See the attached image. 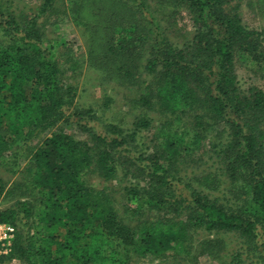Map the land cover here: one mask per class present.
Here are the masks:
<instances>
[{"label":"trees","instance_id":"1","mask_svg":"<svg viewBox=\"0 0 264 264\" xmlns=\"http://www.w3.org/2000/svg\"><path fill=\"white\" fill-rule=\"evenodd\" d=\"M233 1L186 0L195 23L200 22L193 38H203L197 40L189 60L182 62L174 59L185 55L184 50L170 47L172 56L162 61L160 73L152 63L154 56L147 60L144 70L151 77L141 79L138 85L150 90L148 101L162 112L172 114L174 119L182 114L185 119H193L191 136L199 134L205 115L217 117L226 105L239 113L241 124L235 118L228 121L232 124L231 138L226 144L217 148L213 140L204 141L211 147L209 160L217 158L212 162L214 169L219 164L216 170L222 169L221 174L229 178L220 189L212 163L195 172L188 170L186 159L174 160L175 154L181 155L178 149L185 133L181 123L169 124L172 132L164 135L163 143H141L146 144L142 150L134 147L138 146L135 139L141 130L149 126L144 117L124 138H119L118 132L126 130H113L109 124L106 130L116 136H93L92 144L74 140L58 129L50 131L63 115L66 102L62 95H71L73 87L67 85L65 90L60 86L53 51L36 29L16 25L12 30L0 28V165H9L15 173L20 162L26 160L19 174L21 180L32 183L36 196L32 204L18 201L16 207L0 206V222L17 228L21 224L10 251L19 264H131L135 257L146 255L151 259L160 255L163 260L171 255L174 264H189L182 254L191 256L197 250L218 264H264V239L258 243V234L264 238V122L261 126L263 114L253 117L264 108V94L253 88L240 90L235 75L225 72L234 62V51L239 59L259 43L249 46V41L258 37L252 39L254 33L242 24ZM31 18L28 24L33 28L36 21ZM10 24L19 23L9 15L3 27ZM128 26L137 31L135 24ZM125 38L121 36L123 41ZM242 42L250 49L242 47ZM210 64L217 65V71L206 84L207 74L200 75V70ZM193 82L200 84L195 86ZM230 94L234 99L227 100ZM90 113L94 118L93 111ZM159 129L154 135L161 132ZM195 140L187 145L196 149ZM174 145L176 150L172 152ZM131 152H138V156ZM137 160H144V165L136 166L135 170L142 169L134 174L131 164ZM97 179L130 184L120 188L123 192L117 198L106 184L96 187L93 181ZM233 180L241 182L240 187ZM5 186L0 176V201ZM233 187L246 188L245 203L234 202ZM33 212L36 216L30 223ZM144 214L151 216L132 226L124 222L136 215L140 220ZM24 217L28 219L23 222ZM195 235L210 238L203 241ZM227 239L235 242L231 251ZM205 247L208 250H203Z\"/></svg>","mask_w":264,"mask_h":264},{"label":"rangeland","instance_id":"2","mask_svg":"<svg viewBox=\"0 0 264 264\" xmlns=\"http://www.w3.org/2000/svg\"><path fill=\"white\" fill-rule=\"evenodd\" d=\"M233 2V4H237L239 18L246 30L254 33L252 39L258 37L257 41H249V46L256 42L259 45L256 44L254 49H250L242 42L241 46L246 49L249 47L250 50L243 53L245 56H241L239 59L234 51V62L232 61L229 69L225 72L235 75L236 84L240 90L253 88V90H259L264 94V0H234ZM0 5L3 7L0 11V26H2L0 28L12 30L16 25L22 29L25 28V30L36 29L39 35L44 36L48 42L47 45L53 51L52 54L59 67L58 82L60 86L65 90L67 85L73 87V91H70L71 95H62V99L66 102L64 112L49 128L50 131L58 129L71 135L74 140L92 144L95 142L93 136L104 134L116 136L106 130L109 124H112L113 130H126V132H118V137L124 138L125 133L132 131L135 122H139V118L144 117L149 120V126L141 130L140 135L135 139L138 146L134 147L142 150L145 149L146 144L141 146V143L145 142L149 146L154 143H163L164 135L172 132L168 128L169 124L181 123L185 126L183 127L185 133L181 136L183 138L180 143L181 147L178 149L181 155L176 156L175 154L174 160L186 159L189 164L188 170L192 168L195 172H199L200 169L208 168L209 164L217 159L216 156H213L212 160H209L208 154H211V147L204 141L213 140L212 143L217 148L222 147L231 138L229 133L232 124L230 125L228 121L235 118L240 124L242 122V118L238 117L239 113L236 114L232 109L229 110L226 105L224 112L217 117L203 116L202 124L197 130L199 134L191 136V132L194 130L193 119L183 118L184 114L179 119H174L172 114L162 112L160 107L148 101L150 90L141 89L143 85L138 87L141 79H150L151 77L144 70L147 60H152L154 56L156 61L153 59L152 63L155 70L160 73L162 61L172 56L171 48L175 46L184 50L183 53H185V55H177L174 62L189 60V56L193 54L190 51H195L198 46L197 40L203 38L200 35L195 40L193 38L199 29L197 25L200 26V22L197 20L195 23L192 11L186 6V0H0ZM9 15L14 17L19 24L3 27L9 20ZM32 16L36 23L33 28H30L28 21L32 19ZM128 24H135L137 31L136 29L130 30ZM120 26H122V30ZM131 27L133 28V26ZM122 32L128 37L124 41L121 39L123 35H120ZM154 40L159 42V45ZM120 45L124 48L120 49ZM199 46H202V42ZM157 50L160 53H157ZM188 50L189 52H186ZM168 54L170 55L168 56ZM216 71L217 65L210 64L209 67L201 68L200 75L207 74L205 83L210 84ZM193 83L191 86L200 84ZM232 97L230 94L226 99L232 100L234 99ZM90 110L93 111L94 118L89 117L92 116ZM255 114H263L262 126L264 108L253 113V117L256 116ZM213 122L214 125H212ZM163 123L165 124L161 126L160 124ZM210 125L211 127H209ZM157 129L161 132L154 135ZM189 131L190 133H188ZM201 135L202 137H200ZM191 139H196L195 141L198 143L196 149L187 145ZM149 148L151 149V147ZM175 150L176 145L171 148L172 152ZM132 153L138 156V152ZM123 156L121 155L119 158ZM144 156L146 155L144 154ZM201 159L202 161L199 162ZM25 163H27L26 160L21 161L20 168L16 169L15 173H11L9 165H0V176L6 182L4 196L0 201L2 208L11 205L16 207L18 201L25 205L34 203L36 196L33 195L32 183L26 179L21 180L19 174ZM212 164V170L219 180L218 189L223 188L229 178L221 174L222 169L216 170L219 164L216 165V169H214V163ZM131 165L133 173L139 174L142 168L137 170L134 168L144 165V160H137ZM128 178L135 181L131 175ZM233 182L236 186L239 184L236 180ZM93 183L99 188L106 184L117 198L121 197L122 190L120 188L130 184L127 181L119 184H115L113 181L105 183L103 179L94 180ZM240 185L241 182L239 187ZM233 188L236 191L234 202L236 204L245 203L243 193L246 188ZM35 216L36 212H33V216L29 217L32 220L29 219L28 222L31 223ZM150 216L144 214L140 220H136L138 217L136 215L132 220L124 219V222L126 221L132 226L140 222L141 219ZM27 219L24 217L23 222ZM20 228L21 224L18 226V229ZM137 233H140V230H137ZM258 235V243H260L264 238L262 234ZM202 237L205 241L209 236L195 235V238L201 239ZM226 242L230 244L228 251H231L235 242H230L229 239ZM205 248L203 250H208L207 247ZM182 255L190 261L189 264H218V261L204 255V251L197 250L194 255L187 257ZM152 258L147 255L135 257L131 264H174L171 255H166L164 260L160 255H155ZM177 259H181L180 255L177 256ZM0 264H19V260L11 256L10 253L0 260Z\"/></svg>","mask_w":264,"mask_h":264},{"label":"built area","instance_id":"3","mask_svg":"<svg viewBox=\"0 0 264 264\" xmlns=\"http://www.w3.org/2000/svg\"><path fill=\"white\" fill-rule=\"evenodd\" d=\"M17 229L15 224L0 222V260L10 254Z\"/></svg>","mask_w":264,"mask_h":264}]
</instances>
